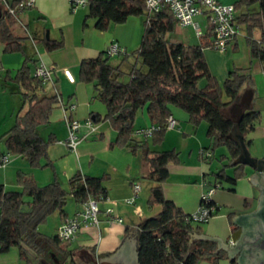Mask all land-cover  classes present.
<instances>
[{"label":"trees","instance_id":"trees-1","mask_svg":"<svg viewBox=\"0 0 264 264\" xmlns=\"http://www.w3.org/2000/svg\"><path fill=\"white\" fill-rule=\"evenodd\" d=\"M22 1L25 0H13L7 7L4 3L0 5V44L4 52L23 56L15 73L4 76L5 84L18 86L21 106L14 124L0 134V142L4 153L26 159L32 168H43L49 162L41 165L40 161L47 157L49 146L56 140L51 134L43 139L38 128L47 125L52 111L60 107V95L55 91L51 95L45 93V85L34 76L38 61L25 52L24 40L30 36L27 32L26 36H20L15 31L18 14L25 10L17 8ZM233 6L236 24L245 30L250 58L264 66V0H236ZM85 7L86 19H93V27L99 31L107 30L111 24H123L131 16H145L138 46L128 54L116 55L122 56L118 64L109 62L106 50L79 64L80 81L92 84L93 99L106 108L102 118L92 115L90 119L94 123L107 121L114 129L116 137L111 146L127 147L132 154L140 153L148 167L146 178L154 183L147 204L159 205L160 210L139 224L138 264H200L205 258L210 264H217L225 254L214 252L212 243L189 244V234L203 223L194 222L191 214L183 212L163 195L161 185L168 177L167 166L180 162L179 152L174 149L157 151L151 147L162 142L167 131L166 118L172 115V108L186 113L188 123L193 127L205 121L210 146L202 149L200 158L210 159L216 148L224 147L227 154H220L218 158L222 168L212 172L213 186L220 187L221 182L234 186L238 179L248 175L249 168L232 164L239 148L229 139L233 124L231 110L239 102L241 88L252 84L251 76L245 73L246 69L233 68L222 84L219 83L204 55L205 49H212L213 33L208 23L198 43L186 45L166 39L177 25L168 7L150 12L144 0H87ZM10 9L14 12L11 13ZM254 32L258 35L254 36ZM41 44L47 51H55L62 48L63 41L43 38ZM236 47L234 44V50ZM124 67H127L126 71ZM125 75L128 76L126 82L122 79ZM223 94L227 101H223ZM139 110L145 112L151 126L159 127L152 133L150 142L135 138L134 124ZM260 120L259 111L251 107L243 109L239 129L247 147L251 143L247 135ZM226 169H231V175ZM106 178L75 174L69 180V188L65 189L56 181L39 186L32 175L19 171L16 183L20 191L7 190L0 184V254L16 248L23 264L45 260L48 251L72 256V251L67 250L56 232L46 236L37 228L55 211L64 222V206L69 196L81 205L90 198L99 201L100 196H105L103 181ZM201 203L214 207L213 216L216 215L218 208L212 200ZM232 215L228 214L229 221ZM236 233L237 228L231 225V234ZM70 261L75 264L72 257ZM230 264L236 263L230 260Z\"/></svg>","mask_w":264,"mask_h":264},{"label":"crops","instance_id":"crops-1","mask_svg":"<svg viewBox=\"0 0 264 264\" xmlns=\"http://www.w3.org/2000/svg\"><path fill=\"white\" fill-rule=\"evenodd\" d=\"M12 1L0 0V5L1 3L10 5ZM217 1L224 4H233L236 0ZM18 19L19 22L15 26L16 33L20 36H26L27 32L30 36L25 42V44L29 43V46L24 44L25 52L28 55H33L38 61V65L42 64L52 71L53 84L45 85V93L51 95L55 91L60 95L65 106L74 105L73 110L67 109V115L71 118L80 121H84L92 115H98L102 118L106 108L102 103L93 99L94 88L92 84L80 81L79 64L84 59L97 57L100 52H104L113 43L118 44L124 53L128 54L134 50L140 42L143 30L141 17L131 16L123 24H111L107 30L99 31L93 27V19H86L85 6L72 11L68 0H34L31 8L18 14ZM202 25H205L206 28V23ZM43 38L62 40L63 46L55 51H47L41 44ZM194 40L196 41V39ZM241 41L237 34L225 51V53H228L226 58L232 59L234 68L249 69L254 62L250 58L245 41ZM197 43L198 40L195 43L193 42V44ZM234 44L237 45L235 50L233 48ZM114 57L118 59L113 63V65H116L121 61L122 56ZM205 58L213 74L215 64L219 63L217 62L218 57L209 59L205 55ZM228 59L220 65V69L222 67L224 72L228 70ZM22 62L23 56L20 53H6L3 45L0 44V81L5 84L4 76L7 73L13 75ZM257 62L256 68L259 65L258 67L264 70V66L259 61ZM64 70L70 72L73 82H69L65 78ZM216 70H219L218 65ZM249 90L252 93L249 107L261 114L260 109H256L254 106L255 91L252 85H244L239 92V96L241 97L245 91ZM4 92L6 94V90ZM17 102L15 100L11 102L10 100V112ZM171 110L172 116L176 120V126L186 129L185 126L189 124L186 113L176 108ZM63 116L61 107L55 108L50 115L49 123L45 125L48 129V136L51 134L56 140L54 144L49 146L47 157L40 161L41 165L48 162L49 165L43 168H32L26 159L19 156H10L12 159L10 158L4 167H0V184L7 190L19 188L20 191V187L16 183V174L19 171L32 175L39 186L56 181L65 189L69 188V180L75 174L94 177L107 176L103 181V186L108 200L98 203L100 209L98 225L81 227L72 240L64 243L67 250L72 251V256L66 257L59 251H48L54 264H70L71 257L75 264H95V261L97 262L96 257L99 261V259L109 257L117 251L122 238L130 227H136L139 230V224L149 216L152 217L150 215L151 211L147 210L146 207L153 209V206L147 204V194L154 183L145 180L147 179L148 167L140 153L132 154L127 147L111 146V142L115 140L116 132L107 121L95 122L96 129L92 132H89L86 128H80L78 131L80 139L75 150H70L66 145L59 143L65 142L67 139V129ZM138 120L141 121V124L137 127L135 124L138 123ZM7 122L8 125L12 123L10 118ZM135 124L134 129L151 126L143 110L136 113ZM4 128L6 127L4 126ZM38 133L40 134V132ZM41 137L46 139L43 136ZM135 138L150 142L152 137L144 139L137 136ZM247 139L251 140L247 147L250 155L258 159H264V123L261 126H256L247 135ZM198 144H196L197 147L189 149L183 156L179 155L180 162L178 164L167 166L168 177L161 185L164 197L187 214H192L198 209L201 196L206 187L213 186L215 183L211 172L212 166L208 165L213 155L207 160L200 158V152L207 147L203 145L204 143L200 139ZM153 147L155 146L151 148L153 149ZM195 149L197 150L194 152ZM3 153L4 151L0 148V154ZM226 173L231 175V169H226ZM252 174L253 172L248 169V175L238 179L234 186L229 185L227 182H221L220 187H215L211 200L218 208L217 213L193 232L209 237H217L226 246L235 244V241L241 236L242 229L233 223V218L250 214L258 209L260 191L250 181ZM135 183L139 186V192L134 203L128 204L126 200L132 196V185ZM139 201L140 203L137 204ZM81 208L82 205L76 203L75 206H70L69 210L64 209L66 219L71 218ZM107 208L112 209L114 216L121 218L122 222L109 223L107 221L108 216L105 213ZM231 213L233 215L229 221L227 216ZM57 215L58 221L54 233L62 223L58 212ZM231 225L237 228L235 235L231 234ZM197 242L212 243L215 248L214 252L221 251L225 254V257L220 259L217 264H230V260H234L238 264L235 256L228 258L225 249L222 247L217 249L216 241L194 240L189 244L192 245ZM3 257L5 260H1L0 264H7L6 256ZM37 264H46V261L40 260ZM200 264H210V261L205 258L202 259Z\"/></svg>","mask_w":264,"mask_h":264},{"label":"built area","instance_id":"built-area-1","mask_svg":"<svg viewBox=\"0 0 264 264\" xmlns=\"http://www.w3.org/2000/svg\"><path fill=\"white\" fill-rule=\"evenodd\" d=\"M3 1V0H1ZM71 6V10L75 11L78 7H83L87 0H68ZM146 8L150 12H158L163 7H168L172 13L177 25L181 27L191 26L197 38L201 37L203 31L201 30V24L195 22L194 18L197 16L205 17V23H208L212 28L213 38L211 42V48L219 53H224L232 39L238 34V25L235 20V10L233 4H224L217 0H144ZM34 0H25L18 3V9H26L32 7ZM6 7L9 5L4 4ZM13 13L14 9H10ZM124 53L123 49L118 44H111L106 49V54L109 57ZM63 74L69 82H73V77L68 70H64ZM34 76L38 77L42 84H53L52 71L40 64L34 69ZM58 102L63 110L64 123L67 129V139L65 142H59L66 145L70 150H75L76 145L79 142L80 137L78 131L80 128H86L89 132L96 129V124L90 119L84 121L76 120L67 115V109L73 110L74 105L65 106L61 97H58ZM176 126V120L172 115L166 118L165 129L172 130ZM159 129L158 126H149L146 128L134 130V135L142 137L144 139L152 136V133ZM10 159V155L7 153L0 154V167H4ZM216 186H207L206 191L201 196V201L208 203L211 200ZM217 188V187H216ZM139 192L138 184L132 185V196L126 200V203H134ZM108 198L100 196L99 201L95 199H88L82 204L81 210L76 212L71 218L66 219L61 223L56 233L60 241L67 243L72 240L81 227L97 226L99 223V202L107 201ZM108 216V222L121 223V218L114 216L113 210L107 208L105 210ZM215 213V208L207 206L203 203L200 204L198 209L191 214L192 220L197 223L207 222ZM97 263L98 258L96 257ZM72 264V263H70Z\"/></svg>","mask_w":264,"mask_h":264},{"label":"rangeland","instance_id":"rangeland-1","mask_svg":"<svg viewBox=\"0 0 264 264\" xmlns=\"http://www.w3.org/2000/svg\"><path fill=\"white\" fill-rule=\"evenodd\" d=\"M255 8H256V6L253 9H255ZM140 17L144 21L145 16H140ZM204 20H205V17H203V16H197L194 18V21L199 22L201 24L200 26H201L202 31L205 30V25H202L205 23ZM257 35H258V33L254 32V36H257ZM244 36H245V30L243 29V27H239L238 37H239V40H242L241 42L245 41ZM166 39L169 40L170 42H173V41L174 42H181V43L186 44V45L187 44L193 45V42L195 43L198 40V38L196 37L194 30L191 26L181 27L179 25H176L173 32L168 33L166 35ZM194 39H196V41ZM26 41H27V39L24 40V44ZM26 45L29 46V43L25 44V46ZM227 54H228L227 52L226 53L225 52L219 53V52L215 51L214 49H210V48L205 49V55H206V57H209V59H211V58L216 59L218 57L217 62H219V63L215 64V68H213L214 69L213 75L217 78V80L219 81L220 84H222V82L224 81L225 77L227 76L228 71H230L234 68L232 66V59L226 58ZM227 59H228V62H227L228 70H227V72H224L222 70V67L220 69V65H222V63H224ZM117 60L118 59L116 57H109V62L111 64H113ZM252 60L254 63L252 65H250L249 69H246L245 73L249 74L252 78V84L251 85L255 91L254 106L256 107V109H260V111H261V120L256 125L258 127V126H261L262 123H264V72H262V70L258 67L259 65L256 68V64H258L257 60H254V59H252ZM217 65L219 66V70H216ZM124 69L126 71L127 67H124ZM122 79L124 80V82H126V81H128V76L125 75L122 77ZM3 90L4 91L6 90V94ZM222 97H223L222 98L223 101H227V97L224 94ZM10 100H11V102L14 100H15V102L18 101L17 104L14 106V109L11 112H10V105H11ZM20 106H21V94H20V90H19L18 86L16 84H13V83L3 84V82L0 81V134L7 131L14 124L16 113H17L18 109L20 108ZM9 118L11 119L12 123L8 125L7 121ZM140 124H141V121L138 120V123H136L135 126L137 125V127H138V125H140ZM4 126L6 128H4ZM185 127H186V129H182V128H179L178 126H175L174 129L168 130L165 134V138L162 141V143L158 146L153 147V149L159 150V151H164V150H170V149L174 148L179 152L180 156H183L185 153H187L189 151V149H194L196 144H198L199 139L204 143L203 145H205V147L210 146V140L206 136L207 125H206L205 121L201 122L197 127H193L189 124L186 125ZM139 129H141V128H139ZM47 130H48L47 126H40L38 128V132H40L39 135H41L47 139L48 138ZM134 130H136V129H134ZM0 148H1V150L5 151L4 146L2 145L1 142H0ZM196 150L197 149H195L194 152ZM223 153L227 154V151L224 147H218L214 150L213 158L211 159V161L208 164L209 166H212L211 172H215L217 169L222 168V163H220L218 161V158H219L220 154H223ZM249 153H250V151H249ZM10 158L12 159V157H10ZM145 180L147 181L149 179H145ZM13 191H19V188H17L16 190H13ZM205 191H206V189H205ZM147 195H149V193ZM141 198H142V195H141ZM138 203H140V201L137 202V204ZM75 205H76V203H75L74 199L71 196H69L67 198L64 209L69 210L70 206H75ZM146 208H147V210L151 211V214H150L151 216L156 215L158 213V211L160 210L159 205H153V209H151V207H146ZM57 216H58L57 211H55L54 213L49 215L47 217L46 222L39 225L37 230L46 236H52L54 234V231H55L56 222L58 221ZM3 256H6V263L7 264H23L22 261L19 259L18 251L16 248L10 249L7 253L0 254V261L4 259ZM44 258H45L46 264H54L53 258L49 253L46 254Z\"/></svg>","mask_w":264,"mask_h":264},{"label":"water","instance_id":"water-1","mask_svg":"<svg viewBox=\"0 0 264 264\" xmlns=\"http://www.w3.org/2000/svg\"><path fill=\"white\" fill-rule=\"evenodd\" d=\"M251 97V91H245L239 102L232 108L233 124L229 132V139L239 148L238 156L232 164L245 165L253 172L250 181L260 191L258 209L250 214L233 218V223L242 229L240 238L233 245L226 246L217 237H209L194 232L189 234V243L194 240L216 241L217 249L220 247L225 249L228 258L235 256L238 264H264V159H258L250 155L239 129L243 109L249 107ZM138 234L139 230L136 227H130L122 238L117 251L109 257L99 259L98 263L138 264Z\"/></svg>","mask_w":264,"mask_h":264}]
</instances>
